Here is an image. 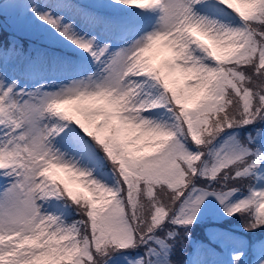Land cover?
<instances>
[{
  "label": "snow or ice",
  "instance_id": "1",
  "mask_svg": "<svg viewBox=\"0 0 264 264\" xmlns=\"http://www.w3.org/2000/svg\"><path fill=\"white\" fill-rule=\"evenodd\" d=\"M0 264H264V0H0Z\"/></svg>",
  "mask_w": 264,
  "mask_h": 264
},
{
  "label": "rangeland",
  "instance_id": "2",
  "mask_svg": "<svg viewBox=\"0 0 264 264\" xmlns=\"http://www.w3.org/2000/svg\"><path fill=\"white\" fill-rule=\"evenodd\" d=\"M73 184L78 185L76 182L72 181Z\"/></svg>",
  "mask_w": 264,
  "mask_h": 264
},
{
  "label": "trees",
  "instance_id": "3",
  "mask_svg": "<svg viewBox=\"0 0 264 264\" xmlns=\"http://www.w3.org/2000/svg\"><path fill=\"white\" fill-rule=\"evenodd\" d=\"M70 186H73V185H70ZM73 187H75V186H73ZM77 187V186H76Z\"/></svg>",
  "mask_w": 264,
  "mask_h": 264
}]
</instances>
